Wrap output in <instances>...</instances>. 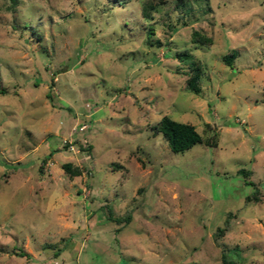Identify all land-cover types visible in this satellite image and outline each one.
<instances>
[{
    "label": "rangeland",
    "instance_id": "rangeland-1",
    "mask_svg": "<svg viewBox=\"0 0 264 264\" xmlns=\"http://www.w3.org/2000/svg\"><path fill=\"white\" fill-rule=\"evenodd\" d=\"M224 261L264 264V0H0V264Z\"/></svg>",
    "mask_w": 264,
    "mask_h": 264
},
{
    "label": "trees",
    "instance_id": "trees-1",
    "mask_svg": "<svg viewBox=\"0 0 264 264\" xmlns=\"http://www.w3.org/2000/svg\"><path fill=\"white\" fill-rule=\"evenodd\" d=\"M10 1L12 2L13 6H16L19 0H10ZM159 6L158 5L153 6L152 9L156 12L158 11ZM143 15L147 19H153V14H151V10L149 9V7L146 6L144 7ZM192 43L211 46L214 44V39L212 37H209L207 35L195 31L192 34ZM176 57L180 61L188 62V64L190 65L191 72H190V78L187 79L186 82L187 86L196 94H200L201 87L199 85V82H200V76L202 75L201 62L197 60L195 56L188 53L187 51L177 53ZM233 58H234L233 56L229 55L224 57L223 60L225 62H229L230 59ZM207 127L208 129L211 128V126L209 125ZM156 132L162 133L171 151L176 154L184 153L197 144H204L209 147H216L218 146L219 143V137L217 132L212 134L211 136L203 137L199 134V132L197 131L194 125L177 122L171 119L169 116L163 118ZM118 168H122V166L120 164H113V170H116ZM63 170L67 175H69L72 178L79 177L83 173L82 168L78 166H74L72 163H65L63 165ZM239 174L246 179L247 184L254 186V183L249 180V177L251 175V172L249 170L242 169L239 171ZM252 200L259 201L258 195L249 196L247 198L248 202H251ZM113 221H116L118 224H121L123 223V221L130 222L131 217L128 216L127 218H121L117 220L113 219ZM227 229H228L227 227L219 229L217 231L216 237H220L224 235L225 232H227ZM23 255L26 256L25 254ZM224 262L225 264H227L226 261Z\"/></svg>",
    "mask_w": 264,
    "mask_h": 264
},
{
    "label": "built area",
    "instance_id": "built-area-1",
    "mask_svg": "<svg viewBox=\"0 0 264 264\" xmlns=\"http://www.w3.org/2000/svg\"><path fill=\"white\" fill-rule=\"evenodd\" d=\"M86 129H87V126H86V125H82V126L80 127L79 130H80V131H84V130H86ZM67 145H71V146H70V149L73 150V147H72V144H71V143L67 142Z\"/></svg>",
    "mask_w": 264,
    "mask_h": 264
}]
</instances>
